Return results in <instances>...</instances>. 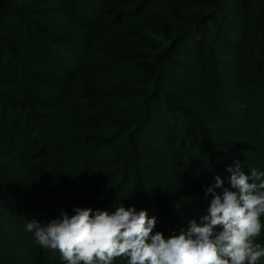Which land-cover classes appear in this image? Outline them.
Listing matches in <instances>:
<instances>
[{
  "label": "trees",
  "instance_id": "1",
  "mask_svg": "<svg viewBox=\"0 0 264 264\" xmlns=\"http://www.w3.org/2000/svg\"><path fill=\"white\" fill-rule=\"evenodd\" d=\"M195 1L209 7L219 0ZM117 2L138 5L134 10L126 12L116 10L114 7L106 9L111 19L118 23L124 15L134 17L150 0ZM179 2L180 7L173 2L167 3L174 17L173 22L165 15L157 17L159 33L169 43L166 45L163 40L150 38L143 42L148 49L159 51L156 61L145 59L134 61V66L153 80V88L146 95L144 92L146 87L134 83L129 85V90L123 95L126 98H138L143 101L147 112L143 117L140 134L131 138L128 143L134 162L143 166L136 179V190L140 200L143 205H153L154 208L167 213L173 212L181 219L179 212L174 209L191 193L202 189V186L214 183V176H220L227 187V177L218 173L220 171L215 172L209 182H201L204 174L199 152V130H209L208 142L211 140L216 145L221 144L229 138L224 128L233 117L240 116L238 108L243 104H251V99L259 93L264 94V5L259 8L255 18H248L245 14L252 0H238L240 10L239 16L236 17L238 21L232 24L233 30H230L231 25L227 26L224 23L225 15L220 16L221 23L220 20L217 21L216 14L209 13L203 8L185 16L183 12L191 7L193 1ZM7 8L8 0H0V35L8 36L20 44H30L29 32L22 34L19 24L5 21ZM194 23V34L201 39L208 36L211 42H213L210 36L211 26L217 27L216 32L223 27L229 29L225 42L228 44L226 48L230 59L225 61L220 69L221 74L217 75L223 82L221 86L226 92L221 100L217 99L214 91L207 94L199 85L184 82L163 66L174 61L180 50L181 39L174 34H179ZM43 29L47 35L49 27L45 26ZM76 34L77 30L71 28L69 37L73 38L70 42L73 45L69 44V48L65 50L73 54H85L86 41L80 40V37L74 38ZM2 45L3 41H0L1 49ZM51 46H43L38 51L29 45H21L17 49L19 54L17 59L23 57L26 67L21 73L28 71L30 74L34 72L32 70L44 66L41 57L52 55L51 51L54 49ZM63 48L64 46L61 48V45H58L55 49L57 52ZM64 56H59L60 62L55 60L56 57L51 58L57 64L60 63L62 68L67 61ZM13 60H15L13 57H9L5 64L1 65L0 59V77L8 76L7 64ZM103 74L105 77L108 76L106 72ZM31 75L33 76L32 73ZM21 81L24 82L22 86L26 87L23 94L27 96L25 95L24 99L0 95V264H14L16 254L23 258L20 251L28 253L25 256L28 264H49L47 262L51 255L47 254V249H42L34 242L31 233L24 231L25 222L32 220L46 222L51 208V201L48 202L49 195H56L57 199H61L58 197L63 195L65 200L61 202L62 210L69 214L71 208L75 206L111 211L112 206L108 204L110 200L104 204L95 203L93 207L85 204L74 205L70 201V192L75 188L73 183L79 182L85 172L91 170L89 162L97 160L104 146H108L107 119L114 118L134 123L139 122L140 118L130 113L117 100L103 99L93 78H79L80 90L77 97L70 91L50 92L42 87L41 80ZM32 86H36L37 91ZM33 93L38 95L35 101L31 98L28 100L27 97L34 95ZM232 96L235 101H230ZM163 102H166L167 106ZM79 103L87 107L86 113L81 117L77 114L81 108V105H77ZM8 107L12 109L11 113H7ZM168 107L173 109L175 117L167 113ZM29 118L35 126L30 125V121L27 120ZM178 118L185 124L182 130H185L186 136L181 139H178V132L181 130L178 127L181 125L177 124ZM79 119L82 123L80 132L72 141H68L69 126L77 123ZM86 140L88 143H85ZM178 140L181 141L179 144ZM71 144H76L79 149H69ZM181 148L182 150L187 148V154H183ZM13 155L18 161L3 162L7 157L13 158ZM99 174L97 173L98 176ZM120 177L125 183L126 173H120ZM216 191L219 192V189ZM115 202L120 204L119 201ZM4 215L8 216L5 217L6 220L3 219ZM261 222L264 224V217H261ZM7 226L15 227V231L7 229L10 228ZM257 241L264 246V228ZM10 247L15 249L12 251Z\"/></svg>",
  "mask_w": 264,
  "mask_h": 264
},
{
  "label": "rangeland",
  "instance_id": "2",
  "mask_svg": "<svg viewBox=\"0 0 264 264\" xmlns=\"http://www.w3.org/2000/svg\"><path fill=\"white\" fill-rule=\"evenodd\" d=\"M179 1L150 0L144 9L136 13L134 17L124 15L121 21L117 23L111 19L106 9L114 7L116 10L126 12L134 10L138 5L120 4L117 0H8V8L4 19L19 24L22 34H28L29 32L31 39H28V43L30 44H20L8 36L0 35V41H3V47L0 48L1 65L5 64L6 59L9 57L15 59L7 64L8 76L0 77L1 96L22 99L26 95L23 94L26 87L22 86L24 82L21 80L30 82L41 80L43 82L41 83L42 87L50 90V92L70 91L73 96L77 97V92L80 90L78 86L79 78L88 77L93 78V82L103 99L117 100L130 113L140 118L139 122L134 123L114 118L107 119L106 140L108 146H104L105 148H103L97 160L89 162L91 170L85 172L84 177L79 182L73 183L75 188L70 192V201L74 205L85 204L93 207L95 203L103 202L104 204V202L110 200L108 204L112 207L118 204L115 201H119L125 207L131 205L137 210L145 209L149 216L156 217L154 231H160L165 237L173 230L186 229L188 219L198 220L200 216L206 214L208 201L204 199L202 189L191 193L174 209V211L179 212L181 219L173 212L167 213L154 208L153 205H143L136 190L137 174L142 171L143 166L134 162L128 143L131 138L140 134L143 117L147 112L143 101L141 102L138 98H126L123 94L129 90V85L134 83L137 86L146 87L144 89L146 95L153 88V80L148 78L143 71L137 69L134 66V61L142 59L151 62L156 61L159 51L148 49L143 45V42L146 38H150L163 40L166 45L169 43L159 33L157 17L158 15H165L173 22L174 17L168 9L167 3L173 2L180 7ZM192 1L191 7L183 12L185 16L196 12L200 8L207 9L209 13L212 12L217 15L216 19L217 21L220 20L219 23H221L220 16L225 15L224 23L227 26L231 25L230 30H233L234 23L238 21L236 17L240 13L238 0H219L218 3L209 7L195 0ZM263 5L264 0H252L251 6L245 15L248 18H255L259 8ZM45 26L49 27L47 35L43 29ZM215 27L211 26L210 29L213 42L208 36L201 39L194 34L195 23L187 26L179 34L175 33L174 36L181 39L180 50L174 61L163 64V66L170 73L178 75L184 82L199 85L207 94L214 91L217 99L221 100L226 92L221 86L223 82L217 78V75L221 74L220 69L225 61L230 59L228 48H226L228 44L225 42L229 29L223 27L220 28L219 32H216L217 27ZM71 28L77 30L74 38L80 37V40L84 39L86 41L84 48L87 49V52L85 54H73V52L65 50L69 48V44L73 45V43H70L73 38L69 37ZM43 35L45 36L43 37ZM21 45H29L38 51L43 46L50 45L54 50L51 51L52 55L41 57L45 64L37 70H32L34 71L31 72L32 76L31 73L28 74V71L21 73V70L26 68L23 57L17 59L19 55L17 49ZM58 45H61V48L64 46V48L56 52L55 48ZM60 55H65L64 57L67 60L64 67L62 66L63 69L60 68V63L57 64L51 58L56 57L55 60L60 62ZM160 69H162V66H160ZM104 72L108 73V76H103ZM35 87L32 86L37 91ZM36 96L38 95H31L27 99L31 98L35 101ZM40 98L38 97V99ZM230 101H235L233 96ZM163 103L167 106L166 102ZM80 107L77 111L79 117L87 111L86 106L81 105ZM7 110V113L12 112L10 107ZM238 110L240 116L233 117L231 122L224 128L229 138L221 144L216 145L211 140L208 142L209 130H199V152L204 174L201 179L202 183L209 182L213 174L215 175V172L218 171H220L218 173L228 177L229 174L225 169L234 160L241 163V168L246 174L248 169L253 167L264 170V94L259 93L251 99V104H243ZM173 112V109L168 107L167 113L175 117ZM27 120L30 121V125H34L32 119ZM81 124L79 119L77 123L69 126L68 141H72L74 136L79 134ZM177 124L181 125L178 126L181 129L178 132V139H181L186 136L185 130H182L185 124L179 118ZM34 135L35 133L32 136ZM180 142L178 140V144ZM85 143H88V141L86 140ZM69 147L73 150L79 149L76 144H71ZM187 150V148L182 150L183 154H187ZM12 157L5 158L3 162L18 161L15 155ZM123 172L127 175L125 183L120 177V173ZM97 173L101 175L98 176ZM77 187H80V189ZM62 196L58 197L62 201L57 199L56 195L48 196V202L51 201V208L49 209L50 216L46 219V222L59 216L62 203L65 200ZM5 217L8 216L4 215V220H6ZM7 227H10L7 229L15 231V227ZM9 249L13 251L15 248L10 247ZM46 252L51 255L47 263L63 264L57 251L47 250ZM19 253L23 254V258L16 254L14 264H28L25 260L28 253L24 251ZM115 264H126V262L121 258H117Z\"/></svg>",
  "mask_w": 264,
  "mask_h": 264
},
{
  "label": "clouds",
  "instance_id": "3",
  "mask_svg": "<svg viewBox=\"0 0 264 264\" xmlns=\"http://www.w3.org/2000/svg\"><path fill=\"white\" fill-rule=\"evenodd\" d=\"M225 171L227 187L218 175L202 186L206 214L167 237L154 231L155 216L123 203L111 211L75 206L47 222L26 221L24 231L42 249L57 251L63 264H115L117 258L126 264H264L257 241L264 228V170L246 174L234 160Z\"/></svg>",
  "mask_w": 264,
  "mask_h": 264
}]
</instances>
